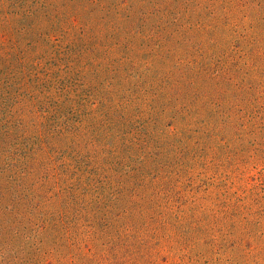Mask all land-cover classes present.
I'll return each instance as SVG.
<instances>
[{
  "label": "rangeland",
  "instance_id": "1",
  "mask_svg": "<svg viewBox=\"0 0 264 264\" xmlns=\"http://www.w3.org/2000/svg\"><path fill=\"white\" fill-rule=\"evenodd\" d=\"M0 264H264V0H0Z\"/></svg>",
  "mask_w": 264,
  "mask_h": 264
},
{
  "label": "trees",
  "instance_id": "2",
  "mask_svg": "<svg viewBox=\"0 0 264 264\" xmlns=\"http://www.w3.org/2000/svg\"><path fill=\"white\" fill-rule=\"evenodd\" d=\"M203 65V64H202ZM187 67L188 66H184V67H182V69L181 70H179V83H180V86H186V89H190L191 88V90H192V92L193 91H197L198 93L196 94V92H194L195 94H196V96L198 97V96H206V94H207V91L205 90V87H202L200 90H196V89H194L193 87H192V84L193 83H195V81L192 79V78H190L189 77V75L191 76V72L189 73V71H190V69L192 70V73L193 74H196L195 72H193V69L190 67L189 69H187ZM208 70V69H207ZM193 74H192V76L191 77H193ZM196 78L198 77V75H196L195 76ZM200 77H204V76H202V75H200L199 77H198V79H200ZM194 78V77H193ZM187 79H190V82L189 83H187ZM213 79V78H212ZM201 80V79H200ZM203 84H206L205 82H203ZM202 84V85H203ZM208 85V84H207ZM209 90V89H208ZM92 104H94V101L92 102ZM35 207H37V206H34V208ZM46 226V223L42 220V222H40V223H38L37 224V229L38 230H43V228ZM46 253H48V251L46 252Z\"/></svg>",
  "mask_w": 264,
  "mask_h": 264
}]
</instances>
